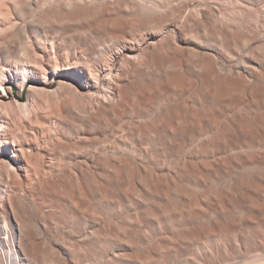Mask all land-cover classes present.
Wrapping results in <instances>:
<instances>
[{
  "label": "bare ground",
  "instance_id": "1",
  "mask_svg": "<svg viewBox=\"0 0 264 264\" xmlns=\"http://www.w3.org/2000/svg\"><path fill=\"white\" fill-rule=\"evenodd\" d=\"M0 264H264V0H0Z\"/></svg>",
  "mask_w": 264,
  "mask_h": 264
}]
</instances>
